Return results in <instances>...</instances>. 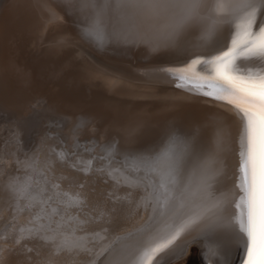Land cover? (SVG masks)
<instances>
[{"label": "bare ground", "instance_id": "bare-ground-1", "mask_svg": "<svg viewBox=\"0 0 264 264\" xmlns=\"http://www.w3.org/2000/svg\"><path fill=\"white\" fill-rule=\"evenodd\" d=\"M10 1L0 0V14L4 10L3 16L10 26L7 34L12 32L14 38L17 31L25 29L30 33L41 20L39 14L45 13L46 1L44 8H41L42 1L29 0L31 4L28 3L30 6L25 13L21 0ZM106 1L49 0L48 4L51 12L56 14L52 18L61 16L64 20V31L61 26H56L58 40L61 36L72 35L82 47L110 60H119L117 55H130L132 58H124L129 64L125 70L110 72L107 66L95 64L90 58L75 60L77 56L74 58V54L63 46L60 47L61 51L56 45L46 43L36 51L31 49L33 57H29L27 67L11 68L9 72L13 74L8 82L14 89L9 98L14 109L13 113L7 115L10 125L0 126L2 129L10 128H7L8 140L0 149V264H113V256L109 253L118 240L126 245L128 257L133 258L140 244L146 238L150 239L147 236L149 232L162 229L174 221L178 223L190 211L186 206L175 216L171 213L162 216L156 199L158 175L154 170V161L167 149L173 148L169 134L188 141L195 149L196 157L186 174L193 186L200 169L207 167L217 173L218 183H214L213 188L228 194V201L217 215L209 213L215 227H210L209 220L205 219L182 234L178 244L206 233L197 237V245L186 244L184 251L179 250L177 257L182 251L184 254L179 256V261L171 264H235L243 251L235 242L230 225L239 214L234 204L243 195L239 189V168L244 159L240 153L246 152L247 146L245 118L226 101L203 95L219 86L210 79L213 75L211 65H197L193 69L195 75H181L184 82L162 69L183 68L195 58L210 59L227 50L231 38H234L229 24L232 21L239 23L243 16V13L233 14L229 5H237L241 0L213 3L201 0L199 18L195 24L178 32L175 29L182 10L170 6L175 0H158L169 6L159 9L142 7L131 13L123 10L121 20L110 22L107 18L106 26L99 34L89 36L94 16L93 5L99 6ZM209 3L211 5L201 10ZM213 16L217 17L214 38L205 42L202 37L208 26L213 24ZM25 17L26 21L30 17L32 23L26 24ZM134 20L143 22V29L136 42L130 44L125 40L129 34L126 27ZM262 21L264 14L258 12L257 24ZM46 29L35 30L38 32L33 38L35 45L41 41ZM213 52L214 55L210 56ZM194 54V58L187 61L186 58ZM46 68L52 69V72L38 71ZM235 69L244 75H264V63L255 59L238 60ZM30 70L33 71L27 76ZM97 74L109 80L114 78L126 82L129 87L112 91L105 89L102 85L108 81L97 80ZM197 75L203 78H197ZM51 76L53 78H49ZM119 76L129 81L121 80ZM25 80L32 83L33 90L44 83L57 85L55 87L61 89L54 91V95L61 96V101L77 105V109L87 106V103L101 105V108L118 116L113 124L123 130L125 128L129 133L145 130L144 134L161 135L158 128L160 122L174 131L152 138V144L149 142L148 146L134 149L131 145L136 146L144 140L116 141L117 145L104 143L96 146L91 143L99 140L87 142L88 137L69 138L61 128L49 124L26 145L28 140L25 141V136L20 135L22 129L25 130L22 126V111H25L20 109L23 87L29 88ZM185 80H203L204 83L189 85ZM137 84L144 87L135 86ZM63 92L70 98L60 95ZM173 105L183 107L179 108L183 110L178 114L179 118L174 120L166 115L170 109H174ZM89 109L94 110L93 107ZM60 116L61 120L56 119L55 122L61 124L66 121L64 124L67 126V115L64 113ZM161 116L171 120L165 117L160 121ZM94 122L90 120L89 123ZM97 127L100 128L98 124ZM148 135L145 136L148 138ZM162 137L164 140H161ZM76 138L85 140L84 144L75 143L73 139ZM126 146L127 149L124 148ZM183 147L177 144L174 150L180 152ZM213 195L221 198L220 191H214ZM208 206L207 201L201 205L202 208ZM65 244L71 245L72 251L56 254V249ZM200 252L206 255L202 257Z\"/></svg>", "mask_w": 264, "mask_h": 264}, {"label": "snow or ice", "instance_id": "snow-or-ice-1", "mask_svg": "<svg viewBox=\"0 0 264 264\" xmlns=\"http://www.w3.org/2000/svg\"><path fill=\"white\" fill-rule=\"evenodd\" d=\"M200 3L201 0H175L170 5L182 10L176 32L195 24L199 18ZM132 6L159 9L169 5L158 0H144L142 4L139 0H121L114 5H93L94 16L88 35L95 37L106 26V16L110 8ZM229 9L233 14L243 13V16L239 23L232 21L229 24L234 38H231L227 50L210 59L195 58L183 68H167L162 71L178 76L193 73L197 65H211L213 75L210 79L219 86L203 95L226 101L235 106L245 118L247 146L246 152L240 153L244 159L239 168V189L243 195L234 204L239 214L230 225V231L244 253L241 264H264V75H244L235 69L238 60L255 59L264 63V21L257 24L258 12L264 14V0H241L237 5H229ZM211 19L213 24L208 26L202 37L205 42L213 39L216 31L217 17L213 16ZM197 78L203 77L197 75ZM169 138L173 148L167 149L154 161V170L158 175L156 199L162 216L166 213L175 216L186 206L190 211L178 223L174 221L162 229L149 232L147 236L150 239L146 238L140 244L133 258L128 257L126 245L118 240L109 253L113 256V264H153L154 261L155 264H171V259L180 250L177 242L182 234L205 219L209 220L210 227H215L209 213L212 216L217 215L228 201V194L213 188V184L218 183L214 169L201 168L198 180L193 186L191 178L186 174L196 157L195 149L188 141L180 140L175 134H170ZM177 144L184 146L180 152L174 150ZM214 191H220L221 198L213 195ZM206 201L209 206L202 208L201 205ZM61 251L70 253L72 246L62 245L56 249V254Z\"/></svg>", "mask_w": 264, "mask_h": 264}, {"label": "rangeland", "instance_id": "rangeland-1", "mask_svg": "<svg viewBox=\"0 0 264 264\" xmlns=\"http://www.w3.org/2000/svg\"><path fill=\"white\" fill-rule=\"evenodd\" d=\"M13 1L15 2V0H13ZM38 1L39 2L42 1L40 3V7L42 8L43 4H44V0H38ZM45 1H46V3H45L46 5L44 4L45 8L43 7L45 9L44 12L49 16L45 15V13H40L39 19L41 18V20L38 19L40 22H39V24L35 25V27L33 28L34 30L30 31V33H28L29 31L25 30V29L22 31H17V34H15L14 38H12V34H13L12 32L9 31V34H7L8 28L10 26L7 24V22L5 21V17L3 16L4 10H3L2 14H0V16H1L0 17V126L1 127H2V125L3 126L4 125L5 126L10 125L9 121H7V118H9V116H7V115L9 113H13V109H14V107H13L14 104L9 99L10 95L12 96L14 89L11 87V85L8 82L10 80V76L12 77L13 74H9V72H10L11 68H16V67L25 68L28 66L27 63L30 61L29 57H33V55L31 56V54H30L31 49L33 51H36L39 48V46H41V47L45 46L46 43H50V45L54 44L59 48L63 46L65 50H68L72 55L74 54L73 55L74 58H75V56H77L75 58V60H78L80 58L83 60H89V58H90L92 60V62H94V63L95 62L101 63V64L107 66L108 70L110 72L117 71V70H125V67L129 66V64L126 63V61H124V60H126L128 58H132V56H130V55H126V56L125 55H117L119 57V60L118 59L117 60L116 59L110 60V59L106 58V56H103L102 54H97V53H94L92 51L90 52L89 49L82 47L81 44L78 42V40L75 39L72 35H68V37L61 36V38L58 40L57 35H56V32H57L56 26H58V27L61 26V30L64 31L63 24H62L64 20L61 16H58L56 18L55 17L52 18V16L56 15V14L54 12L53 13L51 12L52 8L49 7V4H48L49 0H45ZM142 1L143 0H139V3H142ZM217 1H219V0H207L206 2L207 3L208 2L213 3V2H217ZM21 2L23 5V8H24V13H25V11H27L28 5L30 6L31 2H29V0H26V2H25V0H21ZM120 2H121V0H107L106 1V3H111L113 5L118 4ZM28 3H30V4H28ZM51 4H52V1H51ZM209 5H211V3H209L208 5L205 4V6L201 8V10L207 8V6H209ZM137 8H142V7H139V6L121 7V8L112 7L107 12L108 14L106 16V20L108 18L109 20H111L110 22H113V21L118 22L119 20H121L123 10L131 13ZM50 13H52V14H50ZM26 19L27 18L25 17L24 21L26 24L32 23L31 22L32 19L30 17L27 21H26ZM65 23H68V21H65ZM45 28H47L46 29L47 31L45 30V32H46L45 35L42 37L41 41L40 42L38 41L39 43L37 45H35L34 44L35 41L33 40V38L38 34V32L35 30L36 29H42L43 30ZM126 29H128L129 34L127 35L128 37L125 40L127 41V43L131 44L137 39V36L140 34V31L143 29V22L138 23V21L134 20L133 22H131V24H129V26L126 27ZM140 40H142V38ZM73 44H74V46H73ZM80 48H81V51H80ZM60 50H61V48H60ZM76 51L80 53V54L78 53L80 56L77 54ZM66 53H68V52H66ZM75 54H77V55H75ZM86 54L89 57L85 56ZM121 58H122V60H120ZM124 58H126V59H124ZM81 59L79 61H83ZM98 65H100V64H98ZM51 70L52 69H47V68L46 69H38V71H41L44 73H51L52 72ZM31 71H33V70L28 71L27 74H26V71H24L23 73H25L28 76L31 74ZM49 78H53V77L51 76ZM119 78H121V80L124 79V81L125 80L129 81L128 79H126L125 77H122V76H119ZM96 79L99 81L100 80L108 81V83H105L102 86L105 89H108L110 91L117 90V88L118 89H125L126 87H129L128 83H126V82H122V81L119 82L117 80H114V78L109 80L108 78H106L103 75L97 74ZM45 81H46V79H44L43 82H45ZM47 81H49V80H47ZM25 82L27 83V85L29 84L28 86L30 89L25 87L27 89V90H25V88L23 87L22 102H21L22 104L20 105V107H21L20 109H21V111L22 110L25 111V112L22 111V113L24 115V119L22 121L23 122L22 126L24 125L23 128H25V130L22 129V132L20 133V135L22 134L25 136V141L28 140L26 145H29L33 141V139L37 135V133L41 132L44 129V127L46 125L49 126V124H51L52 126H58L59 128H61V131H64L67 135H69V138L71 136H73V137L76 136L77 138L78 137H80V138L81 137L82 138L88 137L89 141H87V142H90V140H92V139L99 140L98 142L94 141L91 143V145L97 144L96 146H100L101 144H104V143H106V144L113 143L112 145H117V142H119V143L125 142L126 143L128 141H133V140H144L141 143H137L139 146H137V144H136V146L131 145V148H134V149H135V147L148 146L149 142L152 141V138L156 139L157 137L159 138L161 136H164V135L174 131V129H168L167 124L164 125L163 122H160L158 124V128H159V132L161 135L144 134L145 130H143L142 132L135 130L137 132L131 131L129 133L128 131L125 130L124 127H123L124 130H123L122 127L113 124L115 119L118 117L117 115H114L111 111H106V109L101 108L102 106L97 104V103L96 104L87 103V106H84L85 108L81 107L82 110H80L81 109L80 107H79V109H77V107H78L77 105L75 106V104H73V103H70L71 104L70 105L65 101H61V98H62L61 96H58V95L55 96L54 95V93H53L54 91H57V89H61L60 87L59 88L55 87L57 85L54 86L52 83H48V84L44 85L45 84L44 83V84H42V86H38L37 88H35V90H33L32 85H31L32 83L30 81L27 82V80H25ZM135 86H139L142 88L144 87L143 85H140V84H137ZM135 86H132V87L135 88ZM130 89H132V88H130ZM49 95H51L50 98H52L50 101H49ZM60 95L70 98V96L65 95L64 92ZM95 99H92V100H95ZM26 102H27L28 106H27ZM69 102H72V101H69ZM10 103H11V105H10ZM97 105H98V107H97ZM71 106H72V109H71ZM176 106H178V105L176 104ZM91 107H93L94 110H90L89 108H91ZM173 107H174V109L169 110L170 113L172 111V113H171L172 115L169 112L168 113L170 115L168 113H166L167 116H171L170 118L172 120L179 118L178 114L180 115L181 110H182L179 108H183V107H175L174 105H173ZM100 108H101V110H100ZM85 109H89V111H87ZM96 109H98V110H96ZM175 109L177 111H175V113H174L173 110H175ZM83 110H85V111H83ZM99 110H100V112H99ZM102 111H103V113H102ZM82 112H85V113H82ZM64 113L67 115V118H68L67 126H65L66 121L61 122V124L60 123L57 124L55 122L56 119L61 120L60 115L64 114ZM108 113H109V116L106 117L108 115ZM99 114H100V116H99ZM182 114H183V112H182ZM126 115H128V114H126ZM111 116H113V117H111ZM146 116H150V115H146ZM167 116H161L160 121L163 120L165 117L167 119L171 120ZM130 117L133 118V116H130ZM103 119H105V120L103 121ZM90 120L95 121L100 126V128L97 127V124L95 122H94L95 124L89 123ZM112 120H113V122H112ZM107 124L109 127H107ZM1 127H0V129L2 131L0 130V142H3V143L0 145V149H1V146L7 142L8 135H9V134H7V132L9 133L8 129H10L9 127H7L8 129L7 128L2 129ZM162 130H163V132H162ZM166 130H167V133H166ZM3 132H4V134H3ZM88 132H90V133H88ZM128 133H129V135L126 138V135ZM137 134H139V135H137ZM145 135H148V138ZM6 136H7V138H6ZM5 139H6V141H5ZM123 139H124V141H123ZM73 140H75V139H73ZM161 140H164L163 137ZM29 141H30V143L28 144ZM79 142H82L84 144L85 140H79ZM150 143L152 144V142H150ZM120 145L122 146V144H120ZM121 146H120V148H121ZM124 148L127 149L128 147L126 146ZM203 234L206 235V233H202V234H200V236L199 235L198 236L202 237ZM198 236L181 241L180 242V248H181L180 250H183L185 248L184 246L186 244L197 245V242H198L197 237ZM181 255L182 254H180L179 256H181ZM204 255H206V254L202 252L201 256L204 257ZM179 256L178 257L176 256L177 258L174 257L173 259H171V263L176 262V260L179 261L180 260ZM204 261H207V259H204ZM209 264H211V263L209 262Z\"/></svg>", "mask_w": 264, "mask_h": 264}, {"label": "water", "instance_id": "water-1", "mask_svg": "<svg viewBox=\"0 0 264 264\" xmlns=\"http://www.w3.org/2000/svg\"><path fill=\"white\" fill-rule=\"evenodd\" d=\"M194 56H195V54L194 55H192V56H189V57H187L186 59H192V58H194ZM172 77H175L177 80H179V81H182L183 80V78L181 77V75H178V76H172ZM186 81L187 80H185V83H186ZM183 82H184V80H183ZM189 85H191V83H188ZM179 87H181V86H179ZM74 142L75 143H77V144H80V142H79V140L78 139H75L74 140ZM127 155V157H129L130 155L129 154H126Z\"/></svg>", "mask_w": 264, "mask_h": 264}]
</instances>
